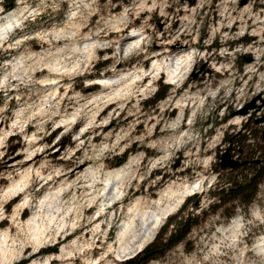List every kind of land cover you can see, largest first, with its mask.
<instances>
[{
  "label": "rangeland",
  "instance_id": "374dc122",
  "mask_svg": "<svg viewBox=\"0 0 264 264\" xmlns=\"http://www.w3.org/2000/svg\"><path fill=\"white\" fill-rule=\"evenodd\" d=\"M263 11L264 0H0V23L10 12L18 19L0 38V264H126L131 258L113 256L127 209L138 201L160 214L177 199L168 189L199 180L201 191L169 215L198 214L199 224L148 264H264V248H256L264 245V181L248 206L214 210L211 195L256 165L222 169L225 152L241 161L264 156V21L255 19ZM142 30L140 46L127 48L132 31ZM169 40L168 59L194 53L178 84L151 65ZM104 76L111 87L95 83ZM188 93L201 106L186 107L172 125L175 102ZM126 163L123 194L98 200L110 173Z\"/></svg>",
  "mask_w": 264,
  "mask_h": 264
},
{
  "label": "bare ground",
  "instance_id": "6f19581e",
  "mask_svg": "<svg viewBox=\"0 0 264 264\" xmlns=\"http://www.w3.org/2000/svg\"><path fill=\"white\" fill-rule=\"evenodd\" d=\"M245 10H248V14H252V12L247 8V6H245ZM255 19H258V20L261 19L264 21V11H263L262 17H259V15H256ZM17 20L18 19H16V13L10 12L7 15V19L4 22L0 23V38L4 35V33H7V34L10 33V28L16 27V23L18 22ZM257 30H258V28H257ZM253 32L254 33L258 32V34H260V32L256 31V30H254ZM131 34H132V36L129 37V39L134 40V38H136V40L133 41L132 44L130 46H128L127 48H129L131 46H140L141 42L144 40V38H146V34H145L144 30L132 31ZM122 40L123 39H120L119 42ZM160 45H163V50L156 52L157 54H155L154 56L151 57V65L153 66V71H155L156 74L165 73L168 82H170L171 84H178L180 81H182L184 79L186 74L191 70V63L194 60V53L193 52L177 53L171 59H168L167 56L169 55V52L171 50L172 40H169L168 42L166 41ZM89 46H91V43L89 44ZM255 47L256 46H253L251 48L256 50ZM91 48H92V46H91ZM159 58H161V59H159ZM50 70L52 73H55L57 75L62 74V72H59V70L56 68H54V69L52 68ZM119 75L125 76V75H128V73H122ZM140 75H139V77H141ZM145 77H146V75H145ZM53 81H54V79H53ZM113 82H115V81L108 78V77L106 78L105 76L102 78H99L98 80L95 81V83H97V84H100L102 86H110V87H111ZM113 94H114V96H116L118 98L119 90ZM120 96H122V95H120ZM189 96H190V93H188L185 97L183 96L182 99L179 98L176 100L175 104H176V107L179 109V115H177L174 118V120L172 121V125L181 124L182 118H183V112H184V109L186 107L191 106V108H193L195 110L201 106L200 101L188 102V100L190 99ZM112 98L113 97H111L110 99H112ZM259 103H260V98L257 99L256 106L251 108V111H255L257 109ZM194 114L195 113L193 112V115ZM73 116H75V115H73ZM72 120L74 121L75 119L73 118ZM239 123H241V115H237L233 118V124L237 125ZM190 125H191V122H189L187 124V126H190ZM36 156H37V154L34 157L30 158L29 160H31V161L34 160L36 158ZM15 165H16V163L14 162V163H10L8 166L11 168V167H14ZM129 168H130L129 163H126L121 168H117L115 171L110 173L111 176L106 180V184H105L104 188L102 189V191H104V192L99 196L98 200L101 197H104L106 194H108V195L109 194H115L116 197L123 194L122 193L123 188H124V186L127 182V179L129 177ZM80 171L81 170L76 169L75 172H73L71 174V176L79 173ZM202 185H203L202 181L199 180V181H195L189 185L188 184L181 185L183 188L168 189L167 192L171 193V195L173 194V195L177 196V199L171 207L162 210L160 214H153L152 215V214H149L150 212L148 213L145 210H141L139 208L138 201H135L132 204V206H130L127 209L128 218L123 220L120 223V225H119V227L115 233V244L116 245L114 246V248H115L114 253L115 254L113 257L117 261H123L125 259L134 257V255L138 254L154 238L155 233L157 232L158 228L162 225L163 221L169 215H171L175 210H177V208L181 205V203L186 198L190 197L192 194H196L197 192H200ZM107 188L109 189V191L105 192V190ZM61 189L62 188L60 187L58 192L55 193L54 196L59 194ZM9 192H10V190L8 189L5 193L8 194ZM50 197H52V196H49V198H47V199L45 198V200L50 199ZM92 202L94 203L95 201H92ZM26 204H27V202L24 201L19 207H23ZM106 204H108V203H106ZM106 204H104L103 208H100V214H102L103 210L106 209V207H105ZM114 204H116V202L112 203V205H114ZM141 220L143 222H142V225L139 227L138 222ZM33 223H35V216H32L30 219H28L26 224L31 225ZM238 223H239L238 219H235L233 222L229 223V225L227 227L230 229H233L235 226H238ZM109 248L112 249V245ZM256 248L257 249L264 248V245H256ZM62 251L64 252V250H62ZM60 261H61V259H60Z\"/></svg>",
  "mask_w": 264,
  "mask_h": 264
},
{
  "label": "trees",
  "instance_id": "16d2710c",
  "mask_svg": "<svg viewBox=\"0 0 264 264\" xmlns=\"http://www.w3.org/2000/svg\"><path fill=\"white\" fill-rule=\"evenodd\" d=\"M14 7V3L6 8L10 9ZM167 87V86H165ZM167 90H159L154 94L153 103L162 100L166 97ZM264 145V138H263ZM62 143H69V140L63 141ZM264 151V148H263ZM264 154V152L262 153ZM127 159V154L124 153L122 156L115 157V167L122 165ZM254 171L250 176L244 178H238L233 182H228L229 185H222L220 182L211 192V195L215 198V203L212 205L214 210L223 208L229 204L234 209V203H242L246 206L250 205L256 195L259 192V186L264 181V156L259 164L254 166ZM187 202H185L186 204ZM184 204V205H185ZM232 216V213L227 212L226 217ZM198 214H188L187 216L179 213L178 215L169 216L166 222L161 227L159 233L155 239L144 247L138 254L133 258L126 261V264H148L149 262L163 257L168 251L184 242L188 237L192 229L199 224ZM169 226H172L170 230H167ZM166 230L162 234V230ZM160 235V236H159ZM57 248H48L44 251L45 253L56 252ZM26 261H21L19 264H25Z\"/></svg>",
  "mask_w": 264,
  "mask_h": 264
},
{
  "label": "water",
  "instance_id": "95a60500",
  "mask_svg": "<svg viewBox=\"0 0 264 264\" xmlns=\"http://www.w3.org/2000/svg\"><path fill=\"white\" fill-rule=\"evenodd\" d=\"M195 75V74H194ZM262 138H264V129L262 130ZM261 162V160L256 159V160H240V158L238 159H231L228 152H225V154L222 155L221 160H220V165L221 168H226V169H235L238 167H245L249 164L255 163V164H259ZM133 258V257H131Z\"/></svg>",
  "mask_w": 264,
  "mask_h": 264
}]
</instances>
